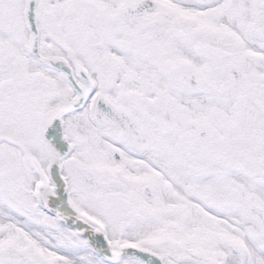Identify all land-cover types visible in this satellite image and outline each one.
<instances>
[{"label":"snow or ice","instance_id":"snow-or-ice-1","mask_svg":"<svg viewBox=\"0 0 264 264\" xmlns=\"http://www.w3.org/2000/svg\"><path fill=\"white\" fill-rule=\"evenodd\" d=\"M0 264H264V0H0Z\"/></svg>","mask_w":264,"mask_h":264}]
</instances>
